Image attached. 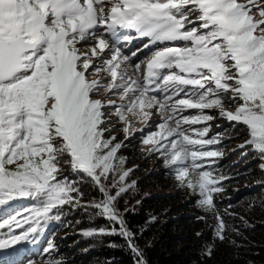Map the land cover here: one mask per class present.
<instances>
[{
  "label": "snow or ice",
  "instance_id": "obj_1",
  "mask_svg": "<svg viewBox=\"0 0 264 264\" xmlns=\"http://www.w3.org/2000/svg\"><path fill=\"white\" fill-rule=\"evenodd\" d=\"M218 118L264 161V0H0V264H65L47 232L65 206L94 209L108 226L82 235L119 236L148 264L117 207L136 183L120 151L137 133L225 240Z\"/></svg>",
  "mask_w": 264,
  "mask_h": 264
},
{
  "label": "trees",
  "instance_id": "obj_2",
  "mask_svg": "<svg viewBox=\"0 0 264 264\" xmlns=\"http://www.w3.org/2000/svg\"><path fill=\"white\" fill-rule=\"evenodd\" d=\"M144 153L134 145L121 152L126 165L135 166L130 176L138 174V179L117 207L136 234L148 264H264V170L253 174L249 173L252 168L233 167L236 177L231 171L226 173L221 187L229 186L230 196L214 197L217 207L230 213L225 216L227 238L220 241L197 219L205 215L197 206L199 197L178 187L172 170L151 167L152 159ZM148 187L152 189L145 192ZM83 191L86 201L99 198L91 186L85 185ZM31 203L17 204L15 210ZM94 211L65 206L61 221L49 223L47 232L49 237L54 235L60 258L65 264H134V255L121 237L82 235L83 230L108 226ZM209 244L214 245L210 257L204 254Z\"/></svg>",
  "mask_w": 264,
  "mask_h": 264
},
{
  "label": "rangeland",
  "instance_id": "obj_3",
  "mask_svg": "<svg viewBox=\"0 0 264 264\" xmlns=\"http://www.w3.org/2000/svg\"><path fill=\"white\" fill-rule=\"evenodd\" d=\"M148 54H149V52L147 50V51H145L144 55L141 56L140 58L144 59ZM186 114H195V111L190 110ZM112 118L115 119V117H112ZM133 123H134V126L137 128L144 127V125L138 121H134ZM211 123H212V130L209 133V136H211L217 132H220V133L224 134V137H225L219 145L214 146L217 150L223 151V157L220 158L217 161V163L214 165V167L216 169L215 174H217V175L222 174L225 176L227 172L231 171L233 174H235L234 176L236 177V172H233L231 170V168H233V167H236L239 170L243 167L245 169L246 168H249V169L252 168L251 172H249V173H253V174H255L256 171L261 170L260 165H261V163H264V161H261V159H259V157L255 151H252L251 148H249V147H245V148H238L237 147L238 145L243 144L244 141L249 138L247 129L244 126H238V129L236 131H233L231 125L227 121L221 120L219 118L217 120L211 122ZM217 125H221V127L218 128ZM149 127L154 129L155 124H150ZM197 127H199V126H197ZM231 130L233 131V133L230 132ZM112 134L116 135L118 140H124V134L120 131L119 123H117L116 131ZM141 139H142L141 134L137 133L135 135L134 139H132L131 141H126L125 142L126 147L120 151V155L125 157L124 154H121V152H123L124 149H128L130 147L132 148L133 145L138 146L140 148V151L145 152L144 153L145 155H148L151 157V159H152L151 167H155L157 169H164V168L170 169L164 165L163 159L158 154L150 153L147 150V148H145L141 144ZM244 153H247V154L245 155ZM124 167L127 169H132V170L135 168V166L130 167V166L126 165V163H125ZM242 173H245V172H242ZM242 173L240 172V174H242ZM172 174L174 175L173 171H172ZM240 174H238V175H240ZM136 178L138 179V174H132L130 176V178L128 177V179L130 180V181L128 180V183H131L132 181L136 182L137 181ZM174 178H175V175H174ZM175 183L178 187L180 186L179 182L176 180V178H175ZM134 187L130 188L129 190L133 191ZM151 189H150V187H148V188H146L145 192H148V190H151ZM228 189L232 190L229 186L227 187V185H226L225 187H223V191L216 194L215 196H218V195H220L221 197L230 196L231 192ZM154 190H157V189H154ZM168 190L173 191V189H168ZM187 190L190 193L193 192L189 188H187ZM234 190L235 189H233V191ZM28 201L29 200H21V201L14 202V203H15V205L20 204V206H22L23 204H25ZM34 251H35V249H27L26 248V255H31L32 252H34ZM8 254L9 253H7V252L0 253V255H3V256H7ZM43 260H44V258L37 260L36 264H43ZM21 264H23V262H21Z\"/></svg>",
  "mask_w": 264,
  "mask_h": 264
},
{
  "label": "bare ground",
  "instance_id": "obj_4",
  "mask_svg": "<svg viewBox=\"0 0 264 264\" xmlns=\"http://www.w3.org/2000/svg\"><path fill=\"white\" fill-rule=\"evenodd\" d=\"M131 35L135 36L136 34L134 32H132ZM144 43H147V38H145L143 40L134 39L133 43H132L133 50H135V48L141 47ZM145 51H147V50H145Z\"/></svg>",
  "mask_w": 264,
  "mask_h": 264
}]
</instances>
